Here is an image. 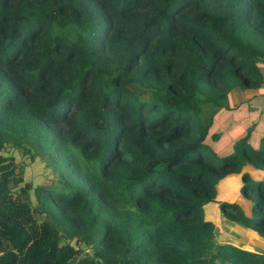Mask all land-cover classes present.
<instances>
[{"label":"trees","instance_id":"obj_1","mask_svg":"<svg viewBox=\"0 0 264 264\" xmlns=\"http://www.w3.org/2000/svg\"><path fill=\"white\" fill-rule=\"evenodd\" d=\"M262 63L264 0H0V264H264L204 217L264 238Z\"/></svg>","mask_w":264,"mask_h":264},{"label":"rangeland","instance_id":"obj_2","mask_svg":"<svg viewBox=\"0 0 264 264\" xmlns=\"http://www.w3.org/2000/svg\"><path fill=\"white\" fill-rule=\"evenodd\" d=\"M262 72L264 74V63L261 65ZM250 92H247V90H244L242 92L244 98V103L237 107L232 108L230 111H221L219 113L220 118L223 120L222 123L225 124L228 121L236 122L238 126V129H245L248 124H250L256 115V112L258 110V113L264 114V84L259 89H248ZM241 97L240 95H237L235 93L234 100L236 103L240 101ZM260 128H257V132H259ZM7 154H15L16 158L18 160L22 159L21 154H19L17 151L8 150L6 151ZM123 157L127 158V155L123 154ZM26 165V181H32L33 185L36 184H42L45 183L47 180H50V172L46 169V166L44 163L40 161L36 162H27ZM243 185L242 182V176L239 172H232L228 174L226 177L223 178V180L218 184L219 191L218 195L216 197V201L218 203V210L219 216L221 214V204L226 198L227 195L237 192L241 190V187ZM217 206L215 203H210L204 208V217L205 219H211L210 221H213L215 226L218 224L219 226L216 227L217 231H219V227H222V221L220 217H217L216 211L214 208ZM212 217V218H211ZM230 221L227 220V224H229ZM247 228L244 226L240 227V230L245 231ZM262 246V245H261Z\"/></svg>","mask_w":264,"mask_h":264},{"label":"crops","instance_id":"obj_3","mask_svg":"<svg viewBox=\"0 0 264 264\" xmlns=\"http://www.w3.org/2000/svg\"><path fill=\"white\" fill-rule=\"evenodd\" d=\"M217 191H219L218 185H217ZM217 195H218V192H217ZM217 195H216V197H217ZM224 201L231 202V203H233V202L239 203L247 214H249V215L251 214V200H249L248 198H245L242 195L241 190H239L237 192L235 191V192L227 195L226 198L224 199ZM213 203L217 204V206L214 208V210L216 211L217 217H220L221 221H222V227H219V231H217L218 232L217 237H218L220 242L232 243L236 246H239V247H242L245 249H249V250H264V238L263 237H261L253 229L247 228L245 231L240 230V227L242 225H240L239 223L230 221V223L227 224V219L223 215L221 216V214L219 216V211H217L218 210L217 201H215ZM217 226H219V225L217 224L216 227Z\"/></svg>","mask_w":264,"mask_h":264}]
</instances>
